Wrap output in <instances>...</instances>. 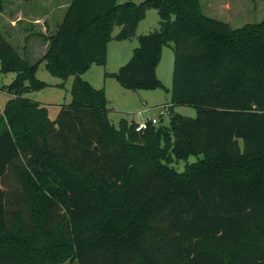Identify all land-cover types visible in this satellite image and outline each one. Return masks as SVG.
<instances>
[{
    "label": "trees",
    "instance_id": "obj_1",
    "mask_svg": "<svg viewBox=\"0 0 264 264\" xmlns=\"http://www.w3.org/2000/svg\"><path fill=\"white\" fill-rule=\"evenodd\" d=\"M147 8L158 28L103 73L159 88L172 43L167 124L135 132L108 123L103 89L80 74L103 66L107 41L131 38ZM38 61L72 76L53 119L23 95L45 86ZM38 61L0 34V74L14 73L0 109V264H264V19L230 27L199 0H69ZM182 104L195 116L172 111ZM8 171L19 190L1 188Z\"/></svg>",
    "mask_w": 264,
    "mask_h": 264
},
{
    "label": "rangeland",
    "instance_id": "obj_2",
    "mask_svg": "<svg viewBox=\"0 0 264 264\" xmlns=\"http://www.w3.org/2000/svg\"><path fill=\"white\" fill-rule=\"evenodd\" d=\"M122 2L125 0H117ZM137 3L140 0H132ZM69 0H0V31L10 40L11 46L28 63L37 62L45 52L48 37L60 22ZM202 12L210 17L227 22L230 27H238L245 23H255L264 19V0H199ZM158 15L153 8H147L144 16L134 29L131 38L116 40L111 38L105 46V64H91L80 78L94 88H102L106 105L109 108L107 120L117 128L120 119L126 120L143 109L142 116H157L159 106L169 104L172 69V43L162 45L159 61L155 66V76L161 87L153 89L130 90L122 87L114 78L104 76V72H115L131 55L137 45L136 36L158 28ZM15 24V25H14ZM118 31L114 26L111 36ZM14 73L0 74V109L10 97L4 87L10 83ZM34 77L45 83V86L34 91L23 93L46 107V114L53 119L58 106L70 100L69 89L72 76L65 79L52 76L38 61L34 69ZM172 111L183 116L194 117L195 110L189 105H173ZM156 123L166 125L168 114H162ZM155 124V125H156ZM197 157L189 155L185 159L172 161L176 171H182L185 164L194 162ZM1 188L11 192L19 190L13 174L8 171L2 178ZM62 264H76L75 260H65Z\"/></svg>",
    "mask_w": 264,
    "mask_h": 264
},
{
    "label": "built area",
    "instance_id": "obj_3",
    "mask_svg": "<svg viewBox=\"0 0 264 264\" xmlns=\"http://www.w3.org/2000/svg\"><path fill=\"white\" fill-rule=\"evenodd\" d=\"M146 111H147L146 109H143L140 112H136L135 115L139 116L138 119H133V117L130 115L127 116V118H126L127 123L128 124L134 123L133 129L135 132L143 131L144 129L147 128L148 125H155L158 122V119L162 114L168 113V104L160 105L159 110H158V115L154 116V117H151V116H145L144 117V116L140 115L142 112L145 113Z\"/></svg>",
    "mask_w": 264,
    "mask_h": 264
},
{
    "label": "crops",
    "instance_id": "obj_4",
    "mask_svg": "<svg viewBox=\"0 0 264 264\" xmlns=\"http://www.w3.org/2000/svg\"><path fill=\"white\" fill-rule=\"evenodd\" d=\"M15 25V24H14ZM0 34L11 44V42H10V40L5 36V34L4 33H2L1 31H0ZM141 114H143V112L141 113ZM140 114V115H141ZM142 116V115H141Z\"/></svg>",
    "mask_w": 264,
    "mask_h": 264
}]
</instances>
